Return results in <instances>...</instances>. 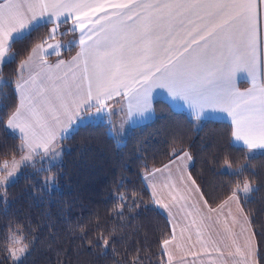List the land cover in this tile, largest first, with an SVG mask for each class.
Instances as JSON below:
<instances>
[{
    "label": "snow or ice",
    "instance_id": "snow-or-ice-1",
    "mask_svg": "<svg viewBox=\"0 0 264 264\" xmlns=\"http://www.w3.org/2000/svg\"><path fill=\"white\" fill-rule=\"evenodd\" d=\"M262 5L264 0H0V61L10 53L9 41L22 37L33 21L47 17L50 39L69 21L68 31L79 33L81 51L67 65L44 60L59 43L38 45L42 71L17 85L21 99L7 127L19 132L22 161L41 150L47 155L58 136L71 135L81 112L101 113L114 96L126 98L130 112L141 111L152 88L168 89L198 114L220 107L232 117L237 141L264 149V84L256 80ZM237 72L252 78L245 92L235 84ZM177 159L192 157L185 152ZM243 191H251L247 183ZM232 244L235 253L229 255L240 257L237 264H250L251 236Z\"/></svg>",
    "mask_w": 264,
    "mask_h": 264
},
{
    "label": "trees",
    "instance_id": "trees-1",
    "mask_svg": "<svg viewBox=\"0 0 264 264\" xmlns=\"http://www.w3.org/2000/svg\"><path fill=\"white\" fill-rule=\"evenodd\" d=\"M45 24L14 40L12 57L1 67L0 165L21 151V139L6 121L17 107L19 63L50 39L52 25ZM68 25L55 38L64 42L75 35L63 30ZM76 48L77 43L61 54L67 57ZM154 108V118L132 127L124 139L110 134L105 123H84L60 140L59 163L36 160L21 168L0 191V264H167L163 241L171 235L170 223L144 176L183 151L192 157L190 173L210 206L244 182L253 185L240 203L254 232L258 264H264V151L234 145L225 121L197 125L163 101ZM13 232L26 246L18 261L8 249Z\"/></svg>",
    "mask_w": 264,
    "mask_h": 264
},
{
    "label": "crops",
    "instance_id": "crops-1",
    "mask_svg": "<svg viewBox=\"0 0 264 264\" xmlns=\"http://www.w3.org/2000/svg\"><path fill=\"white\" fill-rule=\"evenodd\" d=\"M260 20L261 59L257 68L256 80L257 84H264V5L261 6ZM46 21L47 17L39 23L36 21L31 22L26 29L22 30L23 36L38 25L46 23ZM69 25H71V21H69ZM13 35L15 36L16 34L14 33ZM76 37L77 48L67 57L63 56L61 52L68 46H64L65 44L61 42V47L58 50L47 49V44H56L53 42H58L57 39L47 40L45 41L46 43L40 42L32 47L29 54L21 60L17 68V73L20 77L15 86L17 106L21 99L20 90L17 85L21 83L23 79H28L29 75L35 76L42 71L43 65L41 64L39 54H37L38 60L33 61V59H36V57H34L36 52L33 51L37 49V46L43 43L45 49H47L44 53V60L48 65H55L60 60L65 61L67 65L72 61V58L81 51L78 46V32H76ZM13 41L14 40H10V44ZM11 57L12 53L10 51L9 55L5 56L3 61H0V71L2 64ZM30 57L31 60L29 59ZM26 61L28 62L27 66L21 71V74H19L21 64ZM251 80L252 78L248 76L247 73H236L235 84L241 92H245L252 87ZM159 100L167 104L170 109L185 113L190 118H193L197 125H200L206 119L225 121L231 126V140L234 145L245 148L249 153L264 151V149H249L242 141H237L235 137L232 136V132L235 130L233 119L220 107H205L204 110L198 114V110L194 109L188 101L180 97H175L168 89L162 88H152L149 91L147 105L142 108L141 111H136L134 107L130 112L128 100L120 96H114L111 100L106 101L108 107L101 113H97L93 108L85 117V114L81 112L80 118L70 126V131L72 132L78 125L84 123L105 122L107 123L108 132L110 134L116 138L124 137L132 127L142 125L154 118L155 102ZM15 110L10 114L8 119ZM81 120L83 123H81ZM7 128L19 137V132L17 130H13L9 127ZM61 139L60 136L57 137L50 152L61 150L59 144ZM185 152L188 153L187 151H183L175 155L163 165L151 169L144 176L145 185L153 202L170 223L171 235L167 239L170 243L167 246L163 244L167 264H237L240 257L229 255L230 252L235 253L236 245L232 244V240L236 239L237 243L242 245L244 243V237L249 235L251 236L253 251V255L250 257V264H258L254 232L249 217L240 203L242 195L238 192H232L215 206H210L208 203L205 204L204 201L206 200L200 187L190 173L192 159L186 163L183 159H177V156L182 158ZM23 154H26V150L20 151L15 157H20ZM47 155L41 150L39 155L33 154L31 160H29L28 163L24 162L23 166L25 163L26 165L33 164L36 160L41 158L46 159ZM59 162L60 161L55 163ZM157 169H159V171H157ZM181 169H183V172ZM193 181L195 182L194 184ZM197 189L199 191H197ZM233 193L236 195L235 200L229 199ZM173 197H176V199H173ZM181 197H183V199H181ZM157 201H159V203H157ZM164 205H167V207H164ZM210 209L214 211H210Z\"/></svg>",
    "mask_w": 264,
    "mask_h": 264
},
{
    "label": "rangeland",
    "instance_id": "rangeland-1",
    "mask_svg": "<svg viewBox=\"0 0 264 264\" xmlns=\"http://www.w3.org/2000/svg\"><path fill=\"white\" fill-rule=\"evenodd\" d=\"M70 27V25H68L67 26V28L66 29H63V30H65V31H68V28ZM61 33H63V31H60V34ZM73 33V32H72ZM55 39H57V41L58 42H53V43H59L60 44V42L61 43H63V44H65L64 46H68V47H70V46H72V45H74L75 43H76V39H77V37H76V33H75V35H72L70 38H68V39H66V41H61L60 40V38L59 37H57V38H55ZM47 40H52V39H47ZM47 40H43V41H41V42H45V41H47ZM40 43V42H39ZM34 47V46H33ZM67 47V48H68ZM34 52V51H33ZM37 54L38 53H36L35 54V56L34 57H36V59H33V61H37L38 59H37ZM34 55V54H33ZM31 57H33V56H31ZM36 64V63H35ZM34 64V65H35ZM21 69L19 70V74H21ZM27 71V70H26ZM102 123H105V122H102ZM106 125H107V123H105ZM126 136V135H125ZM124 136V137H125ZM124 137H121V138H118L117 137V139H124ZM54 153H59V156H60V159H61V155L60 154H62V152H61V150H58V151H51L48 155H47V157H46V159H44V158H41V159H38L39 161H41V160H44L45 162H44V164L46 165V166H48V165H51V164H54L55 162H58V161H60L59 160V156H56L55 158H53V155H54ZM25 154H23V155H21L20 157H12V158H9V159H5V160H3L2 162H1V165H0V191L2 190V188H4L6 185H8L9 183H11L12 181H14L16 178H17V176L20 174V172H21V168L23 167V163L24 162H27L28 163V161H22V157L24 156ZM172 159V158H171ZM16 162V166H15V168H13L12 167V164H13V162ZM5 163H7L8 165H9V167L8 168H4L3 167V165L5 164ZM38 163H40V162H38ZM25 165H26V163H25ZM24 165V166H25ZM33 170H38L36 167H34V169ZM12 172V175L11 176H9L8 175V173L9 172ZM248 184L249 186H250V188L252 189V187H253V185L251 184V183H249V182H244L243 184H241V185H238V186H236L235 188H234V190H233V192H238V193H240V195H247V194H249V192L248 193H245L244 191H243V186H244V184ZM156 205V204H155ZM8 249H9V254L11 255V257H12V259L14 260V261H18L24 254H25V252H26V249H25V243H24V241H23V237H22V235L21 234H19V233H11L10 235H9V237H8ZM166 258V257H165ZM167 262V261H166Z\"/></svg>",
    "mask_w": 264,
    "mask_h": 264
}]
</instances>
